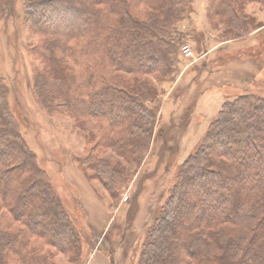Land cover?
Returning <instances> with one entry per match:
<instances>
[{"label":"rangeland","instance_id":"rangeland-1","mask_svg":"<svg viewBox=\"0 0 264 264\" xmlns=\"http://www.w3.org/2000/svg\"><path fill=\"white\" fill-rule=\"evenodd\" d=\"M38 1L0 0V79L5 108L47 174L76 231V243L48 236L60 243L55 244L30 236L24 249L7 250L0 264H29L32 256L40 257L34 258L38 264H87L97 250L106 252L111 264H143L151 227L171 197L184 162L203 143L218 111L245 89L264 97V0H182L178 21L182 41L171 72H116L124 84L118 82L134 94L141 92L156 114L152 132L144 137L131 124L111 129L97 114L101 109L73 111L54 89L42 88V79L60 82L69 76L74 81L67 89L87 98L91 89L82 88L81 81L88 85V79L100 81L114 74L104 76L98 68L87 69L80 59H71L65 45L49 36L63 27L61 23L41 34L46 20ZM157 1L129 0L131 12L151 22L157 17ZM214 43L218 47L209 54ZM73 45L77 51L78 40ZM185 45L192 49L191 56L183 54ZM215 55L225 59L222 76L211 63ZM249 63L252 68L246 69ZM210 70L220 73L210 76ZM213 88L222 92L218 108L216 98L203 100V93ZM128 130L135 134L132 148L120 139H127ZM220 154L221 148L213 153ZM25 228V220L13 208H0V234L15 235Z\"/></svg>","mask_w":264,"mask_h":264},{"label":"trees","instance_id":"trees-1","mask_svg":"<svg viewBox=\"0 0 264 264\" xmlns=\"http://www.w3.org/2000/svg\"><path fill=\"white\" fill-rule=\"evenodd\" d=\"M181 1L158 0L157 17L151 22L133 15L129 0L36 2L44 8L41 13L46 20L43 29L39 28L41 34L61 23L63 27L49 36L65 45L71 59H80L87 69L98 68L104 76L114 74L100 81L88 79V85L81 81L82 88L91 89L87 98L67 89L74 81L69 76L60 82L42 79V88L54 89L73 111L79 107L101 109L97 114L101 113L111 129L131 124L142 137L147 136L156 114L140 97L141 92L134 94L118 82L121 77L116 72H171L182 41L178 29ZM224 61L219 55L211 59L216 68ZM2 87L0 79V208H13V213L25 220L26 228L15 235L0 234V258L9 249H24L30 236L50 243L48 236L64 238L74 245L76 231L18 123L5 108ZM208 127L203 143L184 162L171 197L151 227L143 264H264V97L245 89L243 95L224 103ZM134 137L133 130H128L127 139H120L132 148ZM219 148L221 154L215 157ZM181 250L184 255L177 253ZM34 258L40 259L32 256L28 263L38 264Z\"/></svg>","mask_w":264,"mask_h":264},{"label":"crops","instance_id":"crops-1","mask_svg":"<svg viewBox=\"0 0 264 264\" xmlns=\"http://www.w3.org/2000/svg\"><path fill=\"white\" fill-rule=\"evenodd\" d=\"M218 47V44H212V45H210V47H209V49H208V51H209V54H211V52H213L216 48ZM214 57H216V55L215 56H213V57H211V59H213ZM252 65H253V63H249L248 64V67L246 66L245 68L246 69H251L252 68ZM224 67V66H223ZM219 68V71L221 72L222 71V69L223 68H220V67H215L214 68V70L215 69H218ZM221 69V70H220ZM218 70H216V72H214V71H209V75L210 76H212L213 74L215 75L216 73H220ZM236 71V70H235ZM242 73V72H241ZM222 72L220 73V76H222ZM226 74V73H225ZM231 74L233 75V72H231ZM217 75V74H216ZM241 75V74H240ZM243 78H246L247 77V75H245L244 76V74L243 75H241ZM237 80V79H236ZM235 79H234V81H236ZM238 81V80H237ZM211 92V93H210ZM219 92V93H218ZM222 94V92L220 91V90H218V88H213V89H211L210 91H208L207 92V90L203 93V100H205L206 98H210V97H212V98H216V100L218 101V105L216 106L217 108L221 105V101H220V99H221V94ZM216 107H215V109H216ZM106 253V252H105ZM104 252H102V251H99V250H97V251H95L93 254H92V256L90 257V259H89V261H88V263L87 264H111L110 263V259H109V256L107 255V254H105Z\"/></svg>","mask_w":264,"mask_h":264},{"label":"built area","instance_id":"built-area-1","mask_svg":"<svg viewBox=\"0 0 264 264\" xmlns=\"http://www.w3.org/2000/svg\"><path fill=\"white\" fill-rule=\"evenodd\" d=\"M182 52L185 56H191L192 55V49L189 45H185L182 47Z\"/></svg>","mask_w":264,"mask_h":264}]
</instances>
